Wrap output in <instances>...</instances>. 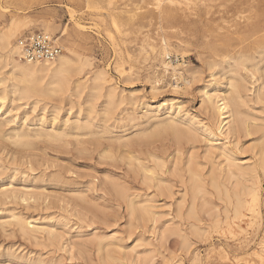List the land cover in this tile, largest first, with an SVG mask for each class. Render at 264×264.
I'll return each mask as SVG.
<instances>
[{"label":"rangeland","instance_id":"374dc122","mask_svg":"<svg viewBox=\"0 0 264 264\" xmlns=\"http://www.w3.org/2000/svg\"><path fill=\"white\" fill-rule=\"evenodd\" d=\"M156 1L0 0V34L14 22L27 24L15 37L16 45L27 34L44 32L57 40L62 54L63 47L71 48L82 60L90 61L91 66L85 71L89 81L94 74L104 71L116 89L111 101L105 91L90 94L89 90H77L74 85L62 95L41 97L38 105L35 98L20 100L14 89L17 81L11 75L12 67L7 65L0 47V97L7 92L0 113V264H260L258 257L262 255L264 260V201L259 220L253 221L246 211L241 219L235 218L236 201L229 204L217 194L209 177L211 172L223 174L226 156L219 150L208 152L210 145L219 149L222 143L229 146L228 153L234 155L236 163L249 169L257 164L253 168L259 171L256 176L264 198V174L258 165L264 150L261 142H257L260 136L242 138L239 145L234 139L225 143L226 139L218 132L217 120L202 104L206 92L229 95L230 85L237 83L247 101L246 106L240 105L241 112L258 117V124L264 121V103H256L252 89L253 81H257L256 88L264 86V62L258 71L252 67L259 62L253 61V57L264 51V0ZM163 45L167 46V55L163 53ZM171 103L182 106L184 113L176 116V106L175 116H168ZM148 105L152 108L146 114ZM52 114L57 118L51 119ZM171 122L182 127L178 125V129ZM209 123L215 128L211 132L216 137L202 129ZM55 132L65 135L58 140L52 137ZM141 132H146L150 140L147 137L141 142L143 135L147 136ZM188 136L192 141L187 140ZM127 141V145L131 143L135 148L125 145ZM185 141L186 144L182 143ZM148 144L155 154L149 152ZM137 145L148 152L138 150ZM159 155L163 156L159 159ZM190 170L204 178L206 188L205 195L194 200L197 201L193 214L194 201L191 196L188 200L190 194L185 195ZM164 178L174 187L171 199L154 192ZM114 183L122 187L125 197H131H122L121 189L115 190L119 187ZM131 199H135L134 204L149 202L153 206L151 213H132L128 209ZM17 218L45 232L38 236L33 233V237L22 235L16 226ZM166 229L171 230L163 234Z\"/></svg>","mask_w":264,"mask_h":264},{"label":"bare ground","instance_id":"6f19581e","mask_svg":"<svg viewBox=\"0 0 264 264\" xmlns=\"http://www.w3.org/2000/svg\"><path fill=\"white\" fill-rule=\"evenodd\" d=\"M157 1H159V0H157ZM156 1V2H157ZM169 1V0H168ZM171 1V0H170ZM170 1H169V3H170ZM176 1V0H175ZM162 2V1H161ZM166 2V1H165ZM178 2V1H177ZM159 3V2H158ZM157 3V4H158ZM175 3V2H174ZM173 3V4H174ZM180 3V2H179ZM192 3V2H191ZM178 4V3H177ZM159 7H160V5H159ZM173 11V10H172ZM162 19V18H161ZM27 25V24H26ZM26 25H24L23 23H18V22H14L12 25H11V27L9 28V30H7V31H5V32H3V33H1L0 34V47L2 48V51L4 52V54L6 55V56H4V58L6 59V61L8 62V64L7 65H10L11 67H12V76H14V78H16V81L17 82H15V84H14V89H15V93H17L18 95H19V98H20V100H30V99H34L35 98V100H36V105H38L40 102H41V97H43V98H45L44 96H56V95H62V94H64V92H66V91H69V90H71L72 89V87H73V85H74V87H76V89L78 90V89H84V90H89L90 91V94L91 93H96V94H101V93H103L104 91L106 92V96H107V99L109 100V101H111V100H114V98H115V96H116V89L115 88H113L112 87V85H111V83H112V79L107 75V73H105L104 71H102V72H98V73H96V74H94L93 76H92V79H91V81H89V79H88V77H85L86 75H85V71H86V68L87 67H90L91 66V64H90V61H87V60H82L78 55H77V53L73 50V49H71V48H68V49H66L65 47H63L64 48V51H65V53L64 54H62L56 61H54V62H46V63H27V62H25V61H23L22 59H21V53H20V49H19V47H18V44H14V39H15V37L18 35V33L22 30V28H24V27H26ZM214 28V27H213ZM47 30H49V27L47 28ZM51 31V30H50ZM83 35V34H82ZM172 36V35H171ZM175 36V35H174ZM80 39V38H79ZM163 40V39H162ZM164 46V52L163 53H165L166 55L168 54V52H167V46H166V48H165V45H163ZM155 47V46H154ZM0 48V49H1ZM161 49V48H160ZM152 50V49H151ZM157 51H159V50H157ZM161 51V50H160ZM171 52V51H170ZM161 53V52H160ZM84 56V55H83ZM157 57V56H156ZM155 57V58H156ZM84 58V57H83ZM244 58V57H243ZM152 59V58H151ZM256 60H258L259 62L258 63H255L252 67L254 68V70L255 71H258V70H260V68H259V65H260V63L261 62H264V51H262V52H260L259 53V55L258 56H255V57H253V61H256ZM235 63V62H234ZM5 64V63H4ZM165 64V67L166 68H168L169 67V65L167 64V63H164ZM238 64V63H237ZM240 64V63H239ZM245 64V63H244ZM6 65V64H5ZM174 67V66H173ZM172 67V68H173ZM212 67V66H211ZM211 67H210V69H211ZM215 68V67H214ZM240 68V67H239ZM243 68H245V66H243ZM241 69V68H240ZM253 70V69H252ZM263 70V69H262ZM174 71V70H173ZM87 72V71H86ZM218 72V71H217ZM220 72V71H219ZM236 72V71H235ZM238 72V71H237ZM250 72V71H249ZM252 72V71H251ZM264 72V71H263ZM1 73V72H0ZM174 73V72H173ZM234 73V72H233ZM90 74V73H89ZM180 75H182V73H179ZM253 74V73H252ZM212 75V74H211ZM226 75V74H225ZM175 76V75H174ZM177 76V75H176ZM252 77V76H251ZM176 78V77H175ZM185 78V77H184ZM214 78V77H213ZM159 79V78H158ZM158 79H156V81L158 80ZM234 79V78H233ZM236 79V78H235ZM240 79V78H239ZM252 79H254V76H253V78ZM232 80V79H231ZM231 80H229V81H231ZM238 80V79H237ZM255 80V79H254ZM155 81V82H156ZM234 81V80H233ZM233 81H231V82H233ZM158 82V81H157ZM185 82H187V81H185ZM189 82V81H188ZM247 82V81H246ZM257 81H253L252 82V89L254 90V94H255V99H256V103H264V86H259L258 88H256L255 87V83H256ZM229 83V82H228ZM241 83V82H240ZM187 84V83H186ZM189 84H190V82H189ZM231 84V83H230ZM231 86V89H232V91L231 92H227V93H230L229 95H225L224 93H221V94H217V93H208V92H206V94H205V101H204V103H202L203 104V107H204V105H206V109H207V111L209 112V114H210V116L213 118V120L214 119H216L217 120V123H218V132H220V134L222 135V139L224 140V138L226 139V141H225V143L226 142H228V140L227 139H234V141L233 142H235L236 143V145H239V141L242 139V138H247V137H252V136H260V137H258L259 139H257V142H261V145L264 147V124H261V125H259L260 123H261V121L264 123V121H263V119L260 121V123L258 124V122H259V118L257 117V115H256V117H257V119L256 118H254V117H251L250 115H247L248 113H246L245 114V112H241V109H242V106H241V109H240V105H242L243 104V106H246V104H247V101H246V99L244 98L245 96L244 95H242V93H241V91H240V89H239V87H238V84L236 83V84H231L230 85ZM239 86H240V84H239ZM116 87V86H115ZM178 87V86H177ZM155 89V88H154ZM157 89V88H156ZM251 89V90H252ZM71 92V91H70ZM249 92H250V90H249ZM7 92L5 91L4 92V94H2L1 95V97H0V113H2V109H3V105L5 104V101L7 100V94H6ZM67 94V93H66ZM248 94V93H247ZM67 96V95H66ZM69 96V95H68ZM251 96V95H250ZM75 97V96H74ZM73 97V98H74ZM82 97V96H81ZM49 98H51V97H49ZM48 98V100H50ZM95 98V97H94ZM251 98H252V96H251ZM52 99H53V97H52ZM51 99V100H52ZM55 99V98H54ZM61 99V98H60ZM69 99V98H68ZM79 99V98H78ZM82 99V98H81ZM123 99H124V97H123ZM254 99V100H255ZM16 100V99H15ZM45 100H47V97H46V99ZM96 100V99H95ZM253 100V99H252ZM14 101V100H13ZM93 103V102H92ZM94 103H96V102H94ZM93 103V104H94ZM154 103V102H153ZM153 103H152V105H153ZM166 103V102H165ZM241 103V104H240ZM249 103H250V101H249ZM252 103H254L253 101H252ZM255 103V104H256ZM88 104V103H87ZM151 104V103H150ZM176 103H171V110L168 112V116H175L174 115V113H173V111H175L174 109H175V107L177 106V105H175ZM36 105L35 106H33L34 107V109H35V107H36ZM89 105L90 106H92L91 105V103H89ZM129 105V104H128ZM164 105H166V104H164ZM131 106V105H130ZM251 106V105H250ZM94 107V106H93ZM134 107H135V105H134ZM249 107V106H248ZM247 107V108H248ZM252 107V106H251ZM22 108V107H21ZM57 108V107H56ZM61 108V107H60ZM91 108V107H90ZM105 108V107H104ZM151 105H148L147 106V110L145 111V113L147 114V113H149V111H151ZM160 108H162V107H159V110H160ZM246 108V109H247ZM36 109H37V107H36ZM50 109V108H49ZM94 109H96V108H94ZM185 109V108H184ZM245 109V110H246ZM4 110V109H3ZM90 110V109H89ZM106 110V109H105ZM113 110V109H112ZM144 110H145V108H144ZM168 110V109H167ZM252 110V109H251ZM55 111V110H54ZM72 111V110H71ZM125 111V110H124ZM123 111V112H124ZM157 111V110H156ZM90 112V111H89ZM102 112V111H101ZM158 112V111H157ZM86 113H88V111L86 112ZM114 113H116V111H114ZM175 113H177V115L176 116H179V115H181V113H184L183 112V107L182 106H180V105H178L177 106V111L175 112ZM45 114V113H44ZM44 114H43V118H45L44 117ZM54 114V113H53ZM52 114V115H53ZM58 114V113H57ZM70 114V113H69ZM208 114V113H207ZM16 115V114H15ZM46 115V114H45ZM14 116V115H13ZM12 116V117H13ZM18 116V115H17ZM17 116H15V117H17ZM41 116V115H40ZM56 116V115H55ZM54 115L51 117V119H56V118H53V117H55ZM81 116V115H80ZM125 116V115H124ZM144 116H145V114H144ZM252 116H254V115H252ZM30 117V116H29ZM42 117V116H41ZM70 117V116H69ZM113 117V116H112ZM120 117V116H119ZM185 117V116H184ZM209 117V116H208ZM211 117H209L210 119H211ZM11 118V117H10ZM27 118V117H26ZM42 118V120H44ZM77 118V117H76ZM75 118V119H76ZM173 118V117H172ZM178 118V117H177ZM261 118V117H260ZM29 119V118H28ZM27 119V120H28ZM69 119V118H68ZM140 119V118H139ZM144 119V118H143ZM150 119V118H149ZM171 119V118H170ZM174 119V118H173ZM169 120V121H174V120ZM179 119H181V118H179ZM194 119V118H193ZM7 120V119H6ZM25 120V119H24ZM23 120V121H24ZM34 120H35V118H34ZM40 120H41V118H40ZM42 120H41V122H42ZM82 120V119H81ZM84 120V119H83ZM88 120H90V119H88ZM119 119H117V121H118ZM182 120V119H181ZM192 120V119H191ZM207 120H208V118H207ZM11 121V120H10ZM15 121H17V119L15 120ZM58 121V120H57ZM176 121H178V120H176ZM197 121V120H196ZM14 122V121H13ZM12 122V123H13ZM40 122V121H39ZM54 122V121H53ZM86 122V121H85ZM187 122V121H186ZM208 122V121H207ZM206 122V123H207ZM8 123V122H7ZM10 123V122H9ZM8 123V124H9ZM38 123V122H37ZM43 123V122H42ZM63 123V122H62ZM89 123V122H88ZM145 123V122H144ZM172 123V122H171ZM177 125V122H173L172 124L173 125H175V124ZM192 123L194 124V122L192 121ZM4 124V123H3ZM45 124V123H44ZM64 125H65V123H63ZM96 124V123H95ZM171 124V125H172ZM200 124V126H201V123H199ZM6 125V124H5ZM4 125V126H5ZM40 125V124H39ZM67 125V124H66ZM65 125V126H66ZM87 124H84V126H86ZM92 125V124H91ZM179 125V127H182V126H180V124H178ZM178 125L176 126L178 129H179V127H178ZM182 125V124H181ZM198 125V124H197ZM203 125V124H202ZM54 126V125H53ZM41 127H44V126H42L41 125ZM110 127V126H109ZM168 127H170V126H168ZM176 127H171V128H175L176 129ZM186 127V126H185ZM189 127V126H188ZM187 127V128H188ZM193 127V126H192ZM211 127H213V125H212V123H209L208 125H204V126H202V129L205 131V132H208L209 133V136H215V133L213 134L212 132H214V131H212V129H215V128H211ZM215 127V126H214ZM1 128V127H0ZM4 128V127H3ZM50 128H52V127H50ZM170 128V129H171ZM226 128V129H225ZM5 129V128H4ZM55 129V128H54ZM63 129V128H62ZM182 129V128H181ZM191 129V128H190ZM193 129H195V128H193ZM60 130V129H59ZM65 130V129H64ZM63 130V132H65ZM185 130V129H184ZM196 130V129H195ZM225 130V131H224ZM3 131V130H2ZM54 131V130H53ZM166 131V130H165ZM169 131V130H168ZM176 131H177V129H176ZM212 131V132H211ZM217 131V130H216ZM224 131V132H223ZM37 132V131H36ZM57 132V131H56ZM56 132H55V134H54V136H52V137H62V135H65V134H67L66 132H65V134H56ZM170 132V131H169ZM181 132V131H180ZM185 132H186V130H185ZM190 132V131H189ZM196 133H198L197 131H195ZM49 133V132H48ZM142 133L143 134H146L147 135V133L145 132H141V135H142ZM174 131H173V135H174ZM186 133H188V132H186ZM192 133V132H191ZM191 133H190V137H192L193 138V136H191ZM196 133H195V135H196ZM200 133H201V131H200ZM199 133V134H200ZM5 134V133H4ZM46 134V133H45ZM69 134H72V133H69ZM75 134V133H74ZM82 135H83V133H81ZM91 134H94V132L93 133H91ZM165 134V133H164ZM177 134H180V133H177ZM189 134V133H188ZM187 134V135H188ZM193 134H194V132H193ZM199 134H198V136H199ZM218 134V133H217ZM225 134V135H224ZM36 135V134H35ZM39 135V133L37 134V136ZM42 135V134H41ZM49 135V134H48ZM47 135V136H48ZM51 135H53V134H51ZM73 135V134H72ZM78 135H80V134H78ZM95 135H97V133L95 134ZM106 135V134H105ZM223 135H224V137H223ZM28 137H29V134L27 135ZM30 136H32V135H30ZM43 137H44V135H42ZM46 136V135H45ZM46 136V137H47ZM74 136V135H73ZM72 136V137H73ZM85 136V135H84ZM136 136V135H135ZM154 136V135H153ZM175 137H176V135H174ZM12 137V139H13V135L11 136ZM64 137V136H63ZM134 137V136H133ZM137 137H139V134H138V136ZM136 137V138H137ZM142 137V136H141ZM143 137H144V135H143ZM142 137V139H141V142L142 141H144V139L145 138H147L148 137V135L147 136H145L144 138ZM180 137H185V136H179L178 138H180ZM216 137V136H215ZM253 137V138H254ZM4 138H7V137H4ZM23 138V137H22ZM26 138V137H25ZM29 138H31V137H29ZM34 138V137H33ZM37 138V137H36ZM40 138H41V136H40ZM45 138V137H44ZM56 138V139H57ZM81 138H83V136L81 137ZM89 138V137H88ZM96 138V137H95ZM135 138V139H136ZM157 138V137H156ZM162 138V137H161ZM171 138H172V136H171ZM188 138H189V136H188ZM187 138V140H190V141H192L190 138L188 139ZM196 138V137H195ZM194 138V139H195ZM197 138H199V139H201L200 137H197ZM2 139V138H1ZM11 139V138H10ZM15 139H17V138H15ZM48 139V138H47ZM51 139V138H50ZM53 139V138H52ZM51 139V140H52ZM68 139V138H67ZM98 139V138H97ZM105 138H103V140H104ZM128 139V138H127ZM139 139V138H138ZM139 139V140H140ZM176 139V138H175ZM185 139H186V137H185ZM220 139H221V137H220ZM256 139V138H255ZM254 139V140H255ZM3 140H5V139H3ZM58 140H59V138H58ZM60 140H64V139H60ZM66 140V139H65ZM112 140V139H111ZM114 140V139H113ZM117 140V139H116ZM122 140H123V138H122ZM122 140H120V141H122ZM126 140V139H125ZM139 140H137V142L139 141ZM146 140V139H145ZM148 140H150L149 139V137H148ZM253 140V141H254ZM6 141H7V139H6ZM34 141V140H33ZM48 141V140H47ZM53 141V140H52ZM55 141V140H54ZM133 141V140H132ZM173 141V140H172ZM196 142L198 141V139L197 140H195ZM201 141V140H200ZM217 141L218 140H216V144H217ZM244 141V140H243ZM4 142V141H3ZM60 142V141H59ZM62 142V141H61ZM82 142V141H81ZM109 142H111V141H109ZM129 142H131V140L129 141ZM135 142H136V140H135ZM134 141L132 142V143H135ZM140 142V141H139ZM145 142V141H144ZM143 142V144H145L146 145V143H144ZM147 142V141H146ZM154 142V141H153ZM179 142H181V141H179ZM178 142V143H179ZM229 142H230V140H229ZM53 143H55V142H53ZM75 143V142H74ZM76 143H77V141H76ZM127 143H128V141L126 142V144L125 145H127ZM177 143V142H176ZM182 143H185L186 144V141L185 142H182ZM187 143H189L188 141H187ZM211 143V142H210ZM240 143H241V141H240ZM3 144V143H2ZM1 144V145H2ZM58 144V143H57ZM61 144V143H60ZM83 144V143H82ZM93 144V143H92ZM97 144H99V143H97ZM118 144V143H117ZM135 144H137V143H135ZM203 144V143H202ZM212 144V143H211ZM216 144H214V145H216ZM228 144V143H227ZM230 144V143H229ZM243 144V143H242ZM256 145H258V143H255ZM260 144V143H259ZM68 145V144H67ZM78 145H80V144H78ZM84 145H85V143H84ZM101 145V144H100ZM122 147L124 146V144L122 145V142H121V144H120ZM129 145V144H128ZM127 145V146H128ZM144 145V146H145ZM150 145H151V141H150ZM149 144H148V147L149 148H151V150L149 151L150 153H154L155 152V149H153V151H152V148L153 147H151ZM189 145V147H190V144H188ZM192 145V144H191ZM199 145H201V144H199ZM219 145V144H218ZM233 145V144H232ZM231 145V146H232ZM91 146V145H90ZM94 146V145H93ZM121 146H119V147H121ZM126 146V147H127ZM130 147H133V146H131V143H130V145H129ZM137 146H139V145H137ZM175 146H177V145H175ZM182 146V145H181ZM198 146V145H197ZM202 146V145H201ZM220 147H219V149L216 147V146H213V145H210V147L208 148V152L209 153H212V152H214V150H219V151H221V153H222V156H226L225 157V159H226V165H225V167L223 168V166H222V172L221 173H223V174H220L219 172V174H215L214 172H211V173H209V177H211V185L217 190V194H220V195H222L223 196V198L225 199V200H227L228 202H229V204L231 203V201H236V204H234V206H233V208L235 207V209H234V217L235 218H240V217H242V216H244V214H243V211H246V212H248V214H251V216L253 217V221L255 220L256 221V219H258L259 220V218H260V206H261V204H262V202L264 201V198H263V195H262V192H261V190H260V182H259V180H258V178H257V176H256V170L257 169H255L254 170V168H255V166L257 165H255V166H250L251 167V169H249V168H245L243 165H240V164H238V163H236L235 162V160H234V158H232V156L234 157V155H232V156H230V152H229V150H227L228 148L227 147H229V146H226V145H224V144H222L221 143V145H219ZM30 147V146H29ZM125 147V146H124ZM146 147H147V145H146ZM146 147H144V148H146ZM157 147V146H156ZM205 149H207V145H205ZM216 147V148H215ZM240 147V146H239ZM249 147V146H248ZM255 147V146H254ZM95 148V147H94ZM134 148H135V146H134ZM138 148V147H137ZM140 148H142L143 149V147H140L139 146V149L138 150H140ZM172 148V147H171ZM176 148V147H175ZM182 148H184V147H182ZM199 148V147H198ZM235 148V147H234ZM5 149V148H4ZM63 149V148H62ZM65 149V148H64ZM85 149V148H84ZM97 149V148H96ZM127 150L128 149H130V148H126ZM132 149V148H131ZM141 149V150H142ZM162 149V148H161ZM166 149H167V153H168V148H165V152H166ZM231 149V148H230ZM242 149V148H241ZM3 150V149H2ZM89 150V149H88ZM107 150V149H106ZM110 150H112V149H110ZM123 150H124V148H123ZM144 150V152L146 151L145 149H143ZM149 150V149H148ZM164 150V149H163ZM177 150V149H176ZM185 150V149H184ZM189 150V149H188ZM200 150V149H199ZM232 150V149H231ZM236 150V149H235ZM91 151V150H90ZM99 151V150H98ZM126 151V150H125ZM133 151H134V149H133ZM135 151H137V149L135 150ZM152 151V152H151ZM157 151V150H156ZM207 151V150H206ZM93 152V151H92ZM138 152V151H137ZM141 152V151H140ZM140 152H139V154H140ZM144 152H141V154H143V156H144ZM146 152H148V151H146ZM190 152H191V149H190ZM189 152V153H190ZM193 152V151H192ZM191 152V153H192ZM204 152V151H203ZM229 152V153H228ZM243 152H244V149H243ZM260 152V151H259ZM126 153V152H125ZM159 153V152H158ZM170 153V152H169ZM168 153V154H169ZM175 153H176V151H175ZM190 153V154H191ZM262 153L263 154H261V156L258 158V165H259V168H261L262 169V171H263V174H264V150H262ZM91 154V153H90ZM103 154V153H102ZM134 154V153H133ZM138 154V155H139ZM149 154V153H148ZM155 154V153H154ZM161 154H162V152H161ZM196 154V153H195ZM135 155H136V153H135ZM150 155V154H149ZM165 155V154H164ZM209 155V154H208ZM216 155V154H215ZM133 156V155H132ZM140 156V155H139ZM146 156H147V154L145 155V158H146ZM163 156V155H162ZM162 156H158V158L160 159V157H162ZM166 156H167V154H166ZM219 156V155H218ZM142 159H143V157L142 156H140ZM168 157H170V156H168ZM192 157V156H191ZM131 158V157H130ZM164 158H166V157H164ZM189 158H190V156H189ZM193 158V157H192ZM231 158L233 159V160H231ZM134 159V158H133ZM139 159V158H138ZM141 159V160H142ZM147 159V158H146ZM214 159V158H213ZM216 159V158H215ZM143 160H145V159H143ZM167 160V159H166ZM168 160H169V158H168ZM172 160H173V157H172ZM182 160H184V159H182ZM194 160H196V159H194ZM147 161V163H148V160H146ZM145 161V162H146ZM212 161V160H211ZM214 161V160H213ZM217 161V160H216ZM219 161V160H218ZM165 162V161H164ZM174 162V161H173ZM222 162H224V161H222ZM219 163V162H218ZM144 164V163H143ZM146 164V163H145ZM151 164V163H150ZM174 164H176V163H174ZM192 164H193V162H192ZM197 164V163H196ZM208 164H210V162H208ZM148 165V164H147ZM159 165H160V163H159ZM165 165V164H164ZM201 165V164H200ZM133 166V165H132ZM185 166V165H184ZM195 166H197V165H195ZM208 166V165H207ZM246 166H247V164H246ZM131 167V166H130ZM149 166H146V168H148ZM166 166H164V168H165ZM175 167H176V165H175ZM194 167V166H193ZM193 167H192V169H193ZM202 167V166H201ZM205 167V166H204ZM215 166H211V168L212 169H215L214 168ZM254 167V168H253ZM142 168V167H141ZM150 168V167H149ZM148 168V169H149ZM163 168V169H164ZM168 168V167H167ZM253 168V169H252ZM135 169V168H134ZM156 169V168H155ZM154 169V170H155ZM162 169V170H163ZM210 169V168H209ZM131 170H132V168H131ZM139 170V169H138ZM147 170V169H146ZM168 170V169H167ZM166 170V171H167ZM182 170H184V169H182ZM193 170H195V167H194V169ZM193 170H190L191 171V176H190V179H189V182H188V186L186 187V192H185V195H188V194H190L189 195V197L191 196L192 197V200L194 201L195 199H197L199 196H202V195H205V193H206V188H205V186H204V178L203 177H201V176H198L197 175V173H196V171L194 172ZM216 170V169H215ZM159 171V170H158ZM173 171V170H172ZM198 171V170H197ZM200 171V170H199ZM211 171V170H210ZM209 171V172H210ZM214 171V170H213ZM157 172V171H156ZM164 172V171H163ZM170 172H171V169H170ZM179 172V171H178ZM259 172V171H258ZM257 172V173H258ZM148 174H149V172H148ZM156 174H158V173H156ZM162 173H160L159 175H161ZM168 174V173H167ZM167 174H166V176H167ZM174 174V173H173ZM261 174V173H260ZM136 175V174H135ZM141 175V174H140ZM158 175V176H159ZM203 175V174H202ZM170 176V175H169ZM171 176H173V175H171ZM155 177H157V176H155ZM160 177V176H159ZM159 177H157L158 178V181H159ZM162 177H165V176H163V174H162ZM162 177H160V179L162 178ZM168 177V176H167ZM181 177V176H180ZM205 177V176H204ZM141 178V177H140ZM166 178V177H165ZM165 178H164V181H160L158 184H157V188H158V191H154V192H158L157 194H159L160 196H162L163 195V197L164 196H166L167 197V199H171L172 197H173V195H174V190H173V188L174 187H172V185H169V181L168 182H166V180H168V178L165 180ZM171 178V177H170ZM187 178H188V176H187ZM186 178V179H187ZM206 178V177H205ZM149 179V178H148ZM154 179V178H153ZM208 178H206V180H207ZM222 179V180H221ZM261 179V178H260ZM161 180H163V179H161ZM170 180V179H169ZM182 180H184V179H182ZM210 181V180H209ZM146 182V181H145ZM145 182H142V183H144L145 184ZM157 182V181H156ZM207 182H208V180H207ZM206 182V183H207ZM108 183V182H107ZM113 183V182H112ZM111 183V185H113ZM171 183H174L173 182V180L171 181ZM186 184H187V182H186ZM208 184V183H207ZM114 185H115V187H116V185H117V183H114ZM152 185V184H151ZM150 185V186H151ZM174 185V184H173ZM177 185H178V183H177ZM176 185V186H177ZM180 185V184H179ZM210 185V187H212ZM118 187L120 186V185H117ZM145 186V185H144ZM149 186V185H148ZM153 186V185H152ZM176 186H175V188H176ZM178 187V186H177ZM206 187H208V186H206ZM209 187V188H210ZM212 187V188H213ZM111 188V187H110ZM180 188H182V187H180ZM213 188V189H214ZM112 189H115V188H112ZM118 189H121V194L123 193L122 192V187L120 188H117V189H115V190H118ZM179 189V188H178ZM149 190H151V189H149ZM181 190V189H180ZM216 190H215V193H216ZM209 190H207V192H208ZM114 192V191H113ZM112 192V193H113ZM125 192H127V189L125 190ZM128 192H130V191H128ZM116 193H118L117 195H119V192L118 191H116ZM214 193V192H213ZM212 193V194H213ZM7 194V193H6ZM12 194V193H11ZM10 194V195H11ZM130 194V193H129ZM179 194V193H178ZM217 194H215L216 196H217ZM124 195V193L122 194V197H125V195ZM132 195V194H131ZM176 195V194H175ZM8 196V195H7ZM6 195L4 196V197H7ZM130 196V195H129ZM128 195H127V197H129ZM133 196V195H132ZM135 196V195H134ZM153 196H155L154 194H153ZM159 196V197H160ZM179 196V195H178ZM214 196V195H213ZM121 197V198H122ZM127 197H125V198H127ZM131 197V196H130ZM138 197V196H137ZM187 197V196H186ZM188 197V200L189 199H191V197L189 198ZM207 197V196H206ZM1 198V197H0ZM156 198V197H155ZM162 198V197H161ZM175 198V197H174ZM222 198V197H221ZM152 199V198H151ZM166 199V198H165ZM166 199V200H167ZM120 200V199H119ZM122 200H123V198H122ZM136 200H138V198L136 199ZM200 200V199H199ZM199 200H198V202H199ZM134 201V202H133ZM132 201V199L129 201V205H128V209H130L131 211H132V213H147V212H150V208L151 207H153V206H151V204H149V202H144V203H139V204H134L136 201H135V199ZM143 201V200H142ZM152 201V202H151ZM168 201V200H167ZM172 201V200H171ZM187 201V200H186ZM191 201V200H190ZM197 201V200H196ZM196 201H194L193 202V204H192V206H191V204H190V206H191V211H192V214L195 212V202ZM226 201V202H227ZM124 202V201H123ZM150 202L151 203H153V199L152 200H150ZM156 202H157V200H156ZM126 203H127V201H126ZM167 203V202H166ZM171 203H173V202H171ZM169 204V203H168ZM198 204H200V203H198ZM188 205V204H187ZM186 205V206H187ZM156 206V205H155ZM185 206V207H186ZM231 206H232V204H231ZM172 207V206H171ZM170 207V208H171ZM185 207H181V208H185ZM189 207V206H188ZM197 207V206H196ZM126 208H127V205H126ZM169 208V207H168ZM179 208V207H178ZM199 208V207H198ZM203 208V207H202ZM216 208V207H215ZM231 208V207H230ZM152 210L153 211H155L156 210V208H155V210H154V208H152ZM185 210H186V208H185ZM230 210V209H229ZM159 211V209L158 210H156V212H158ZM129 212V211H128ZM156 212H153V215H154V217H155V215L157 216V214H156ZM160 212V211H159ZM158 212V213H159ZM179 212V211H178ZM183 212V211H182ZM200 212V211H199ZM151 213V212H150ZM209 213V212H208ZM212 214V213H211ZM137 215V214H136ZM140 214H138L137 216H139ZM205 215V214H204ZM203 215V216H204ZM228 215H229V213H228ZM133 216V215H132ZM206 216V215H205ZM204 216V218H206ZM209 216H210V214H209ZM147 217H148V215H147ZM158 217V216H157ZM190 217H192V215L191 216H189V218ZM211 217V216H210ZM216 217V216H215ZM245 217H247V216H245ZM250 217V216H249ZM252 217H250V218H252ZM262 217V216H261ZM18 218H20L19 216H18ZM17 218V219H18ZM152 218V217H151ZM208 218V217H207ZM235 218H232V220L233 219H235ZM249 218V219H250ZM191 219H193V218H191ZM213 219V218H212ZM227 219H228V217H227ZM227 219L225 220V222L227 221ZM241 219V218H240ZM153 220V219H152ZM156 220V219H155ZM204 220V219H203ZM206 220H208V219H206ZM217 220V219H216ZM215 220V221H216ZM229 220V219H228ZM194 221V220H193ZM210 221H211V219H210ZM214 221V222H215ZM196 222V221H195ZM209 222V221H208ZM219 222V221H218ZM259 222V221H258ZM17 225L16 226H18V228H19V232L22 234V235H27V236H32V234L33 233H37L36 235L38 236V234H40V233H44L45 231L44 230H42L41 228H37V227H32L31 228V223L30 222H27L26 220H23V218L22 219H18L17 220ZM154 223V222H153ZM207 223V222H206ZM212 223V222H211ZM224 223V222H223ZM250 223V222H249ZM252 223H254V222H252ZM157 224H159L160 225V223H157ZM156 224V225H157ZM197 224H199V223H197ZM196 224V225H197ZM215 224V223H214ZM219 224V223H218ZM225 224V223H224ZM159 225H157L158 227H159ZM179 225V224H178ZM195 225V224H194ZM199 225H201V223L199 224ZM215 225H217V224H215ZM221 225H223V224H221ZM226 226H227V224H225ZM163 226V225H162ZM161 226V227H162ZM167 226H170V228L172 227L171 225H167ZM213 225H211V227H212ZM219 226V225H218ZM224 226V225H223ZM182 227H184V226H182ZM199 227V226H198ZM216 227V229L217 230H219V228H217V226H215ZM18 228H17V230H18ZM201 228V227H200ZM205 228V227H204ZM214 228V227H213ZM172 229V228H171ZM171 229H169V230H171ZM178 229V228H177ZM176 229V230H177ZM163 230H164V228H163ZM169 230L168 229H166L164 232H163V234H167L168 232H169ZM173 230V229H172ZM202 230V229H201ZM241 230V229H240ZM162 231V230H161ZM160 231V232H161ZM174 232H175V230H173ZM173 231H172V233H173ZM198 231V230H197ZM16 232V231H15ZM157 232V231H156ZM159 232V233H160ZM171 232V231H170ZM218 232V231H217ZM243 232V231H242ZM213 233V232H212ZM248 233V232H247ZM186 234V233H185ZM220 234V233H219ZM224 234V233H223ZM231 234V233H230ZM234 234V233H233ZM159 235V234H158ZM170 235V234H169ZM211 235V234H210ZM235 235V234H234ZM33 236H34V234H33ZM32 236V237H33ZM52 236V235H51ZM159 237V236H158ZM162 237V236H161ZM161 237H159V238H161ZM169 237V236H168ZM235 237V236H234ZM233 237V238H234ZM237 237V236H236ZM29 238V237H28ZM51 238V237H50ZM49 238V239H50ZM33 239V238H32ZM170 239V238H169ZM31 240V239H30ZM165 242V241H164ZM187 242V241H186ZM262 243H264V242H262ZM262 245V244H261ZM264 245V244H263ZM263 248V247H262ZM187 253V252H186ZM258 253V252H257ZM256 254V253H255ZM258 255V254H257ZM198 256V255H197ZM263 256V255H262ZM262 256H259L258 258H259V260H260V264H264V260H263V258H261ZM227 257V256H226ZM196 260V259H195ZM246 264H248V263H246Z\"/></svg>","mask_w":264,"mask_h":264},{"label":"built area","instance_id":"2783aa9c","mask_svg":"<svg viewBox=\"0 0 264 264\" xmlns=\"http://www.w3.org/2000/svg\"><path fill=\"white\" fill-rule=\"evenodd\" d=\"M21 59L27 63L56 61L63 53L57 40L44 32L27 34L18 40Z\"/></svg>","mask_w":264,"mask_h":264}]
</instances>
